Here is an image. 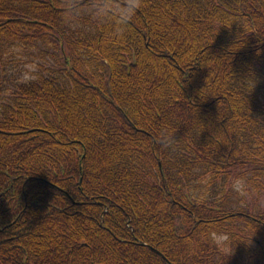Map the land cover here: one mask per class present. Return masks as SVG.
I'll use <instances>...</instances> for the list:
<instances>
[{
  "label": "trees",
  "instance_id": "16d2710c",
  "mask_svg": "<svg viewBox=\"0 0 264 264\" xmlns=\"http://www.w3.org/2000/svg\"><path fill=\"white\" fill-rule=\"evenodd\" d=\"M142 243L264 264V0H0V264H168Z\"/></svg>",
  "mask_w": 264,
  "mask_h": 264
},
{
  "label": "clouds",
  "instance_id": "9594fccd",
  "mask_svg": "<svg viewBox=\"0 0 264 264\" xmlns=\"http://www.w3.org/2000/svg\"><path fill=\"white\" fill-rule=\"evenodd\" d=\"M240 47V43L236 42L230 50L235 52ZM174 141V135L169 132L164 137L163 143H165V145H168L174 143ZM230 179L232 182V187L236 191H242L245 184L247 183V179L244 176H237ZM205 227L206 231L203 233V238L207 239L209 243L213 244L220 253L224 255L231 254L233 251L231 246L233 236L232 233L227 229V227L222 226L218 223H210Z\"/></svg>",
  "mask_w": 264,
  "mask_h": 264
},
{
  "label": "water",
  "instance_id": "95a60500",
  "mask_svg": "<svg viewBox=\"0 0 264 264\" xmlns=\"http://www.w3.org/2000/svg\"><path fill=\"white\" fill-rule=\"evenodd\" d=\"M142 245L151 248L153 251L157 252L164 260L168 261V259L157 249L153 248L152 246L148 245L147 243H142Z\"/></svg>",
  "mask_w": 264,
  "mask_h": 264
},
{
  "label": "rangeland",
  "instance_id": "374dc122",
  "mask_svg": "<svg viewBox=\"0 0 264 264\" xmlns=\"http://www.w3.org/2000/svg\"><path fill=\"white\" fill-rule=\"evenodd\" d=\"M34 70V69H33ZM242 195H248V197H251L252 195H254V193H250L248 192V190L246 189V185L244 186L242 191H239Z\"/></svg>",
  "mask_w": 264,
  "mask_h": 264
}]
</instances>
